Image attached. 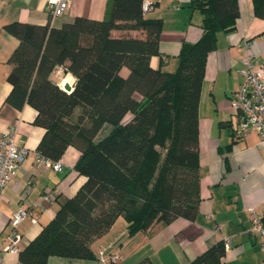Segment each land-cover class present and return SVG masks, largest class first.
Instances as JSON below:
<instances>
[{
    "label": "trees",
    "instance_id": "obj_1",
    "mask_svg": "<svg viewBox=\"0 0 264 264\" xmlns=\"http://www.w3.org/2000/svg\"><path fill=\"white\" fill-rule=\"evenodd\" d=\"M143 0H109L102 19L82 15L59 26L25 21L5 24L18 39L8 58L6 102L36 110L44 128L37 145L58 160L68 145L80 151L75 163L84 183L22 249L20 261L46 264L50 255L94 257L92 242L119 216L126 235L177 217L195 219L198 186V101L206 55L218 31L231 30L237 0H190L202 15L200 37L183 42L174 70L153 67L162 23L148 17ZM264 16V0H252ZM142 35L113 36L112 30ZM56 66L75 76L70 90L51 74ZM126 68L125 75L121 69ZM112 128L95 141L104 123ZM234 131V130H233ZM217 241L186 264H220ZM136 264H154L144 258Z\"/></svg>",
    "mask_w": 264,
    "mask_h": 264
},
{
    "label": "crops",
    "instance_id": "obj_2",
    "mask_svg": "<svg viewBox=\"0 0 264 264\" xmlns=\"http://www.w3.org/2000/svg\"><path fill=\"white\" fill-rule=\"evenodd\" d=\"M154 7L148 17H158L159 54L150 58L153 67L172 71L183 42L196 41L202 32V15L190 0H151ZM109 0H71L67 11L50 19L46 0H0V132L16 126L15 143L28 152L13 179L0 194V237L8 229V220L20 204L36 220L20 225L22 249L56 213L61 203L75 195L86 177L78 173L75 163L80 151L68 145L58 159L62 170L34 162V151L44 128L34 123L36 110L25 103L16 108L6 102L10 83L6 80L8 58L18 39L4 26L25 21L59 26L77 15L102 19ZM239 15L231 30L218 31L215 46L206 55L198 101V186L200 200L195 219L177 217L169 223L156 222L148 230L126 235V222L119 216L111 228L91 245L94 257L50 255L46 264H108L98 257V250L120 253L112 264H136L144 258L154 264H186L217 241L228 237L229 247L220 264H264L261 236L251 231L249 208L264 212V139L256 132L234 138L240 115L231 106V96L242 83L240 59L245 54L244 39L251 43L254 65L264 69V16L254 14L252 0H237ZM113 36L142 35L137 30H112ZM123 75L127 69H121ZM51 78L64 88L73 87L75 76L56 66ZM104 123L94 137L97 141L111 130ZM102 131V132H101ZM101 132V134H99ZM47 196V197H45ZM121 217V218H120ZM264 220V217H262ZM7 240H4L6 243ZM0 264H25L18 251H4Z\"/></svg>",
    "mask_w": 264,
    "mask_h": 264
},
{
    "label": "built area",
    "instance_id": "obj_3",
    "mask_svg": "<svg viewBox=\"0 0 264 264\" xmlns=\"http://www.w3.org/2000/svg\"><path fill=\"white\" fill-rule=\"evenodd\" d=\"M70 1L46 0L50 19L64 14L69 7ZM153 7L154 2L151 0L142 1L143 10H150ZM243 47L245 54L240 59L241 67L239 69L243 80L239 88L231 96L232 109L240 115V120L238 126L234 128L233 136L234 138H239L251 132H256L264 139V69L254 65L251 43L246 38L243 41ZM16 131V126H11L7 131L0 132V194L6 183L16 175L28 152L25 147L15 143ZM33 159L34 162L44 164L54 170H62V163L59 160H52L37 150L34 151ZM248 214L251 220L250 229L260 234V247L264 249V220H262L264 212L259 214L254 208H249ZM26 219L36 220L32 210L24 204H20L8 220L7 232L0 237V258L4 251L15 252L19 250V242L22 239L20 225ZM222 239L224 247L228 248V237L224 236ZM4 240H7V242L4 243ZM98 257L100 260L112 264L121 258V254L117 252L107 253L104 248H101L98 250Z\"/></svg>",
    "mask_w": 264,
    "mask_h": 264
},
{
    "label": "water",
    "instance_id": "obj_4",
    "mask_svg": "<svg viewBox=\"0 0 264 264\" xmlns=\"http://www.w3.org/2000/svg\"><path fill=\"white\" fill-rule=\"evenodd\" d=\"M64 89L70 90L71 88L67 84H64Z\"/></svg>",
    "mask_w": 264,
    "mask_h": 264
},
{
    "label": "rangeland",
    "instance_id": "obj_5",
    "mask_svg": "<svg viewBox=\"0 0 264 264\" xmlns=\"http://www.w3.org/2000/svg\"><path fill=\"white\" fill-rule=\"evenodd\" d=\"M101 132H102V131H101ZM101 132H100L99 134H101ZM121 217H122V216H121ZM121 217H120V218H121Z\"/></svg>",
    "mask_w": 264,
    "mask_h": 264
}]
</instances>
